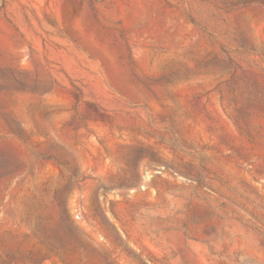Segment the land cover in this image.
Masks as SVG:
<instances>
[{
  "label": "rangeland",
  "instance_id": "obj_1",
  "mask_svg": "<svg viewBox=\"0 0 264 264\" xmlns=\"http://www.w3.org/2000/svg\"><path fill=\"white\" fill-rule=\"evenodd\" d=\"M0 264H264V0H0Z\"/></svg>",
  "mask_w": 264,
  "mask_h": 264
}]
</instances>
